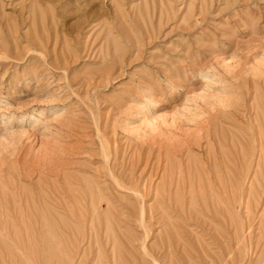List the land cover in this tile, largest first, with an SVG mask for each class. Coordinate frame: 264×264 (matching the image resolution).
<instances>
[{
    "label": "rangeland",
    "instance_id": "rangeland-1",
    "mask_svg": "<svg viewBox=\"0 0 264 264\" xmlns=\"http://www.w3.org/2000/svg\"><path fill=\"white\" fill-rule=\"evenodd\" d=\"M0 264H264V0H0Z\"/></svg>",
    "mask_w": 264,
    "mask_h": 264
}]
</instances>
